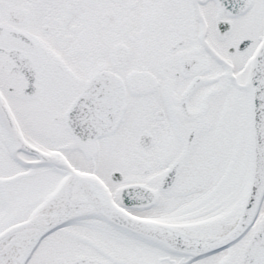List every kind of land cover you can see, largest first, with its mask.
I'll return each mask as SVG.
<instances>
[{"label":"snow or ice","instance_id":"snow-or-ice-1","mask_svg":"<svg viewBox=\"0 0 264 264\" xmlns=\"http://www.w3.org/2000/svg\"><path fill=\"white\" fill-rule=\"evenodd\" d=\"M0 264H264V0H0Z\"/></svg>","mask_w":264,"mask_h":264}]
</instances>
